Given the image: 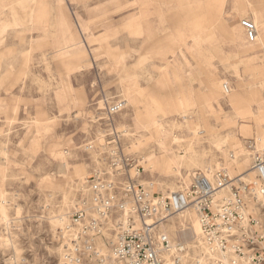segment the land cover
Returning <instances> with one entry per match:
<instances>
[{
  "label": "rangeland",
  "instance_id": "1",
  "mask_svg": "<svg viewBox=\"0 0 264 264\" xmlns=\"http://www.w3.org/2000/svg\"><path fill=\"white\" fill-rule=\"evenodd\" d=\"M4 1L0 264L59 263V217L90 197L85 179L111 149L135 159L153 193L182 190L197 170L256 179L264 0ZM242 18L256 25L254 42ZM191 212L168 222L172 240L196 234Z\"/></svg>",
  "mask_w": 264,
  "mask_h": 264
},
{
  "label": "built area",
  "instance_id": "2",
  "mask_svg": "<svg viewBox=\"0 0 264 264\" xmlns=\"http://www.w3.org/2000/svg\"><path fill=\"white\" fill-rule=\"evenodd\" d=\"M240 25L254 42V22L242 18ZM109 153L107 163L85 179L90 197L68 214L66 232L61 228L58 264H264V153L252 155L254 180L232 177L225 168L197 170L189 186L169 194L153 193L138 180L134 158ZM188 206L197 215L200 238L172 241L160 223ZM108 220L112 238L103 254L96 240ZM202 246L206 252L199 253Z\"/></svg>",
  "mask_w": 264,
  "mask_h": 264
},
{
  "label": "bare ground",
  "instance_id": "3",
  "mask_svg": "<svg viewBox=\"0 0 264 264\" xmlns=\"http://www.w3.org/2000/svg\"><path fill=\"white\" fill-rule=\"evenodd\" d=\"M256 26V25H255ZM257 29V28H256ZM256 37H257V34H256ZM61 167H65V163H62L61 164ZM244 172H247V174H249V173H252V172H254V171H252V170H250V167L246 170V171H244ZM237 175H239V174H237ZM237 175H236V177H237ZM239 176H241V175H239ZM245 175H242L241 176V178L242 177H244ZM235 177V176H234ZM172 192H176V191H172ZM172 192H170V193H172ZM191 210H192V208H191V206H188V207H186V208H184L183 210H181V211H179V212H177V213H175V214H173V215H170L168 218H166L165 220H163V221H161V223H160V228L162 229V231H164L167 235H168V237L172 240V238L170 237V234H169V232H168V229H167V224H168V222H173L174 223V220L173 219H175L176 217H182L183 215H185V214H190V212H191ZM69 213V212H68ZM68 213H66V214H63L61 217H59V220H60V222H61V224H62V228H65V227H67L66 226V224H67V219H68ZM192 213V212H191ZM179 214V215H178ZM177 215V216H176ZM174 216H176V217H174ZM196 216V215H195ZM193 223H194V221H193ZM188 225H184L183 227H179L180 228V230L181 229H185L186 227H187ZM194 226V225H193ZM69 230V229H68ZM67 230V231H68ZM71 230V229H70ZM193 230H195V229H193ZM63 231H65V229L63 230ZM66 232V231H65ZM103 233H104V236H105V238L106 239H108L109 241L111 240V235H110V230L109 229H105L104 231H103ZM191 238L193 239V241H195V240H198L199 238H200V225H199V222H198V219H197V222H196V234H195V232H193L192 231V236H191ZM190 238V239H191ZM190 239H186L185 240V242H187V241H189ZM172 241H174V240H172ZM192 242V241H191ZM97 248L99 249V251L101 252V253H105V251H106V244H105V242L102 240V239H99L98 240V245H97ZM198 252L199 253H202V252H206V250H205V248L202 246L199 250H198ZM61 254H62V252H61ZM61 257V256H60Z\"/></svg>",
  "mask_w": 264,
  "mask_h": 264
},
{
  "label": "crops",
  "instance_id": "4",
  "mask_svg": "<svg viewBox=\"0 0 264 264\" xmlns=\"http://www.w3.org/2000/svg\"><path fill=\"white\" fill-rule=\"evenodd\" d=\"M6 4H7V3H6L4 0H0V14H1L2 12H5V11L7 10V8H5V5H6ZM245 4H246V2L243 3V7L246 8ZM10 7H12V6L9 5V6H8V9H9ZM12 8H13V7H12ZM13 13L16 14L17 11L14 10ZM233 28H234L233 34H235L236 36H237V34H238L239 37H240V38H243V40H244V37H243V35H242V31H241L240 27H239L238 25H236V26H234ZM228 32H229V30H228ZM249 49H253L252 51H255V52L263 51L260 47H252V48H249ZM249 49H248V50H249ZM249 51H250V50H249ZM260 137H262V135H261ZM173 224H175V223H173ZM181 226H184V224H182ZM179 227H180V226H179ZM187 242H188V241H187Z\"/></svg>",
  "mask_w": 264,
  "mask_h": 264
}]
</instances>
